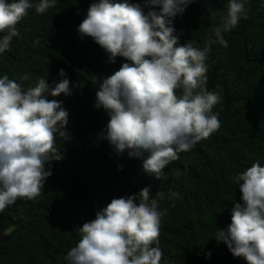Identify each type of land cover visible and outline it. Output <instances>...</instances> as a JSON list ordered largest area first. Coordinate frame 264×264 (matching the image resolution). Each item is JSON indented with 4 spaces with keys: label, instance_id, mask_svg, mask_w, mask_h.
I'll list each match as a JSON object with an SVG mask.
<instances>
[{
    "label": "trees",
    "instance_id": "trees-1",
    "mask_svg": "<svg viewBox=\"0 0 264 264\" xmlns=\"http://www.w3.org/2000/svg\"><path fill=\"white\" fill-rule=\"evenodd\" d=\"M96 2L55 0L43 14L28 9L16 26L20 35L0 53V78L8 75L24 89L45 79V98L69 113L65 134H57L55 141L62 158L46 165L52 175L41 194L35 200L17 199L0 212V264H68L65 256L81 239L80 227L112 199L137 195L145 187L158 210L167 213L158 243L161 264H247L217 240V233L231 224L234 203H242L234 177L253 163L264 166V0H244L247 19L241 16L223 33L227 48L213 43L206 54L205 87L219 97L212 109L219 114V130L180 152L159 179L143 169L147 152L129 157L105 139L110 116L96 108V93L103 79L130 61L116 57L110 62L91 37L79 35L80 23ZM128 2L139 3L145 13L152 10L145 0ZM229 2L192 0L171 25L177 46L193 41L203 50ZM63 78L71 94L52 96ZM161 192L162 198L157 196Z\"/></svg>",
    "mask_w": 264,
    "mask_h": 264
},
{
    "label": "clouds",
    "instance_id": "clouds-1",
    "mask_svg": "<svg viewBox=\"0 0 264 264\" xmlns=\"http://www.w3.org/2000/svg\"><path fill=\"white\" fill-rule=\"evenodd\" d=\"M191 2L145 0L152 9L145 13L139 3L98 0L78 27L79 35L91 37L110 62L116 57L130 61L102 80L95 106L110 116L105 139L117 153L141 157L147 152L143 169L158 179L180 152L191 151L219 130V114L212 111L219 97L205 87L206 54L213 43L227 48L223 33L237 26L241 16L247 19L244 0H230L221 24L212 29L214 39L210 36L203 50L193 41L177 46L171 25ZM54 5L55 0L35 5L0 0V33H6L0 37V53L10 50L20 35L16 26L28 9L43 14ZM59 75L65 76L63 69ZM46 87L45 79L24 89L8 75L0 78V212L17 199L35 200L52 175L46 165L62 158L55 141L57 134L64 136L69 113L60 102L45 98ZM62 93L71 94L67 78L51 95ZM234 181L242 203H234L231 224L218 231L217 240L247 264H264V166L253 163ZM150 197L145 187L137 195L112 199L80 227L81 239L65 256L68 264H161L158 243L167 213Z\"/></svg>",
    "mask_w": 264,
    "mask_h": 264
}]
</instances>
